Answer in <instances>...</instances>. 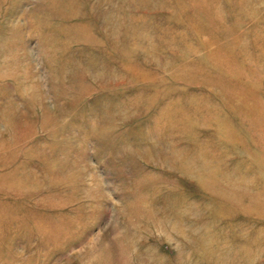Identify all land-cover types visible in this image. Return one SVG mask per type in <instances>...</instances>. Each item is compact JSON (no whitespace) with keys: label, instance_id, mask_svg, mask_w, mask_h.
I'll list each match as a JSON object with an SVG mask.
<instances>
[{"label":"rangeland","instance_id":"374dc122","mask_svg":"<svg viewBox=\"0 0 264 264\" xmlns=\"http://www.w3.org/2000/svg\"><path fill=\"white\" fill-rule=\"evenodd\" d=\"M0 264H264V0H0Z\"/></svg>","mask_w":264,"mask_h":264}]
</instances>
